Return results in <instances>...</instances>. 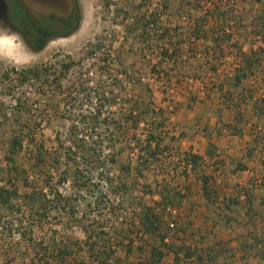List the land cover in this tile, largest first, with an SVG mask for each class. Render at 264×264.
I'll return each mask as SVG.
<instances>
[{"label":"rangeland","instance_id":"rangeland-1","mask_svg":"<svg viewBox=\"0 0 264 264\" xmlns=\"http://www.w3.org/2000/svg\"><path fill=\"white\" fill-rule=\"evenodd\" d=\"M77 1L80 9L77 29L66 38L47 42L41 50H29L21 35L0 26V103H4L8 116L13 114L14 117L16 102L25 104L29 111L27 115L20 114L19 119L22 134L25 137L31 134L27 139L31 137L32 141L24 139L18 163L31 172L35 153L42 151L45 161L41 164V176H36L35 182L42 187L46 179L50 187L71 198L65 208L73 210V215L68 212L52 214L42 225L19 216L23 222L18 226L16 216H7L0 227V264L30 263L34 255L28 247L30 224H33L31 237L43 241V246L52 238L70 240L71 245L77 243L81 247L74 255L78 263L117 264L115 259L121 260V264L145 263L150 245L156 242L138 238L139 212L127 197H135L140 203L152 206L150 196L143 195L144 185L148 184L156 193L163 182L185 195L181 206L169 210L170 213L166 211L161 219L174 226L170 241L190 246L203 260L200 262L193 257L183 259L180 264H264L261 255L264 253V115L260 116L258 111V106H264L259 102L264 101V56L260 57V66L254 76L243 82L244 96L239 97L241 94L233 87V71L239 60L237 49L249 54L264 47V28L258 21L264 0H188L192 4L199 3L201 10L198 12L186 5L187 0ZM215 7L227 12L225 32L217 35L223 40L220 50H213L206 40H194L193 35L188 34L203 11ZM151 12L159 25L171 29V41L182 44L179 58L173 63L161 62L160 65L156 48L151 51L141 46L135 40L138 32L131 30L132 27L126 31L132 19ZM2 17L0 14V22ZM260 32L263 33L261 38L257 37ZM104 58L111 64L107 70L100 68ZM63 61L73 65L67 73L60 74ZM118 62L127 65L128 75L117 73ZM156 64L159 68L152 71L151 67ZM34 67H47L48 71L23 85L17 84L12 73L9 74L11 81L1 78L11 68ZM90 71L93 76L88 75ZM102 80L108 85L106 89L114 94L116 103L101 109L97 126L89 125L83 135L90 137L91 146L97 135L103 136L100 144L104 154L119 152L117 163L108 166L105 172L117 182L127 183L128 196L108 193L104 182H98L94 174L90 176V183L97 187L92 185L78 193L70 182L57 183L59 173L69 170V175L75 167L63 155V148L69 146L66 142L69 129L73 123H86L87 119L98 115L95 111L97 101L92 94ZM83 83L88 89L86 94L80 90ZM250 95L252 99L247 101ZM241 99L247 102H241L238 109ZM136 100L141 102L135 109L136 114L143 122L136 127L132 121L121 122V130L114 131L113 143H108L110 135L104 138L102 119H107L108 123L125 121L126 109ZM17 131L11 125L0 128V169L5 166L6 143ZM150 132L164 141L160 145V166L167 167L168 172L160 176L154 166L142 170L140 175L135 170L138 168L137 152ZM54 151L63 155L57 164L50 157ZM209 151L213 156H208ZM250 151L251 158H248ZM186 152L201 155L203 161L199 171L214 178L216 196L212 202L202 196L198 172L189 169L184 172L182 167L176 171L169 168L170 161L174 163ZM121 165H129V174L122 171ZM239 166L246 168L237 170ZM243 189L248 190L247 201L240 197L238 204L233 203L230 210H226L227 200L235 199ZM19 191L22 193L21 187ZM183 227H187L185 233L180 231ZM100 231L106 236L98 241V247L113 251L107 262H101L88 252L87 244L98 240V235L89 238L90 232L94 235ZM126 236L133 240V249L144 244L146 252L140 254L134 250L127 257ZM255 240L258 252H242L240 246ZM162 252L164 257L159 264H172L167 250L162 248ZM51 257L48 253L39 264H55Z\"/></svg>","mask_w":264,"mask_h":264},{"label":"trees","instance_id":"trees-1","mask_svg":"<svg viewBox=\"0 0 264 264\" xmlns=\"http://www.w3.org/2000/svg\"><path fill=\"white\" fill-rule=\"evenodd\" d=\"M259 2L260 4L262 3L261 1ZM186 5L188 7L191 5L196 12L201 10L199 3L192 4L191 1L187 0ZM9 9V14L15 29L19 32H27L30 34L31 39H33V48L35 51L44 48L48 42L47 37H49L51 34L50 30L53 26H51L49 17L45 15L46 13L36 14L33 12V15H31L27 10H23L22 7H16L15 5H11ZM132 20L133 23L126 31L130 30L132 27L131 30L135 29V31L138 32L135 35V40L139 42L141 46H146L148 47L147 49L151 51L152 48H156L160 65H162L161 62L164 64L173 63L179 58V53L181 52L179 47L181 48L182 44L171 41L173 39L171 36V29H169V27L159 25V22L155 19L154 13H144ZM258 21L261 22L260 26H263L264 28V4L261 5ZM226 22L227 12L225 9L215 7L211 10L203 11L202 17L194 21L192 26L189 28L188 34L193 35L194 40H206L210 48L213 50H220L223 40H219L217 35L225 32L224 26H226ZM257 37H263V33L260 32ZM262 41L264 42L263 38ZM237 51L238 53L236 54L239 56L237 59L239 58V60L237 61L238 63L236 62L235 69L233 71V87H235L236 90L241 94L239 97H242L244 96L243 93H246L243 88V82L254 76L256 73L258 67L260 66V57L264 56V47H260L258 48V51H252L249 54L243 53L241 49H237ZM260 51L263 52L262 55L260 54ZM103 62L104 64L100 68L102 70L109 69L111 64L108 58H104ZM72 65L73 63L70 61H63L60 65V74L67 73ZM160 65L158 64V66ZM117 66L120 68L117 72L119 75H128V67L125 63L118 62ZM158 66L157 64L152 66L151 70L155 71ZM44 71H48L47 67H34L21 70L11 68L9 71L6 70V72L1 75V78L4 81H11L9 74L12 73L15 74L14 80L17 82V84L23 85L30 80L39 79ZM106 88H108V85H105V82L102 80L93 90L94 98L97 101L95 111L98 112V115L87 119L86 123L84 121H78V123H73L71 125L69 129V135L66 140V142L69 144L68 147L63 148V145L60 142V146H62L65 151L63 155L68 160L73 162L75 167L72 170L70 169L71 171L69 175V170H65L62 172V174L59 173L57 183L58 185H62L70 182L72 187L75 188L78 193L82 190L89 189L90 186L93 185V183H90L92 180L90 179V176L94 174L98 182H104V187L108 193L114 195H127L129 191L127 183L124 181L117 182V179L112 178L110 173L105 172L108 166H112L117 163L116 159L119 152L114 153L113 151H110L107 154H104L101 148L102 144H100L103 140V136L101 137L100 135H97L96 142H92L93 145L91 146L90 142L88 141L90 137L88 135H83V130H86L89 125H93V127L97 126L99 122V114L102 112L101 109H103L105 106H114L116 103L114 94L108 91ZM8 89L11 90L10 87H8ZM80 90L84 94H86L88 91V89L85 88L84 83L81 84ZM246 99H248L247 101L251 100V95ZM247 101H240L237 105V108L240 109V105L243 104L241 102ZM259 102L264 105V101L260 100ZM127 104H130V101ZM140 104L141 102L139 103V101L136 100L134 103L129 105V107L126 109L125 121L120 119L114 123H108L106 121L107 119H102L103 124L101 127H104L105 129L103 135L106 134V137L104 138H107V136L110 135V137L107 138L108 143H113L114 131L117 133L119 130H121V122L128 124L129 121H132L134 127L139 125L142 119L138 118L139 115L138 113L136 114L135 109L137 107L139 108ZM255 105L258 106L257 103ZM258 109L259 113L261 114L260 116H263L264 106H258ZM13 112L15 114L14 117L12 113V116H8L6 108L4 107V103H0V128L11 125L16 130H18L17 133L11 136V138L6 143L7 150L5 151L3 157L5 166L0 169V227L7 216H16L15 218L17 219V222H19L18 226H21L23 221H21L19 216H25L26 218L31 219L33 224L37 223L42 225L50 218L52 214L59 215L68 212L69 215H73L72 208L68 209L67 211L65 208V206L67 207L71 201L70 197H65L59 193L58 189H53L50 187V184L46 179H43L45 180V184L42 187H38V182H35L36 176H41V164H43L45 161V154L42 153V151L39 150L35 153L33 157L34 164L30 165L32 167L31 172L18 163L17 158L23 150L22 146L24 139H27L28 136H31V134H28L27 137H25V135L22 134V121L19 119V117L21 115H27L29 111L25 104L16 102V105L13 107ZM134 113L136 114L135 116ZM17 127H19V129H17ZM110 128L112 129L111 132ZM30 132H32V130ZM27 140L30 143L32 138L30 137V140ZM143 142L144 145L141 146L137 152L136 161L138 168H135V170L137 169L136 172H138V175L142 173V170L153 168V166L156 169L155 171H158L156 173L159 176L161 174L167 173V167L163 168L160 166V145L164 142L163 139L158 137L155 133L150 132L144 137ZM213 154L214 153H212V151L208 152V156L210 157L211 155L213 156ZM250 154L251 151L249 152L250 157L248 158H251ZM63 155L59 151H54L50 157L52 161L57 164ZM178 157L179 158L174 163L173 161H170L171 165L168 164L169 168H172L173 171H176L182 167L184 172L186 169H189V171L195 173L198 172L197 176L200 182L202 196L206 201L212 202L213 198L216 196L214 191L215 189L213 188L215 182L211 175H207L206 173H201L199 171L203 157L197 153L191 152L180 154ZM245 168L246 167L244 166H239L237 167V170H245ZM121 169L128 174L130 172L129 165H121ZM56 170L58 171V169ZM93 186L97 187V185ZM20 187L22 189V193L19 191ZM144 188L145 191L143 192V195L145 196L148 194L150 196L153 201L152 206L146 205L145 203H140V199L137 200L135 197H127L128 200H131V206H134L139 212L138 234L140 236L138 238L144 242L147 241V239L156 242L150 245V248L148 249V260L145 263L139 264H159L164 257L162 248H165L172 257V264H180L183 259L190 260L193 257H196L198 261L202 262V256H196L190 246H186L183 243L176 244L173 241H170L169 235L172 232L171 230L174 228V226L171 222L167 223L161 220L166 211L176 210L181 206V202L185 197L184 193L177 191L174 187H171L170 184L166 182H163L162 185H159L160 190L156 193L149 188L148 184L144 185ZM248 194V190L243 189V191H240L235 199H228L224 204L226 210H230L233 203L238 204L240 197H243L244 201H247ZM155 196L157 198H155ZM170 212L171 211H169V213ZM225 221H229L227 216ZM33 224L29 225L30 237L28 239V247H30V253L33 252L34 255L30 257L29 264H39V262L41 263L48 253L52 256L50 260H53L55 264H84L82 261H79L78 263L74 256L79 250H81V247H79L77 243H75L76 245H71L70 240H55L52 238L51 242L43 246V241H35L31 237L33 235ZM16 226L17 225L15 224V227ZM186 228L187 227H183V229H180V231L185 233L187 230ZM92 234L93 232H90L89 238L98 235V240L91 241L87 244L88 252L94 258L100 259L101 262H107L112 257L113 251H105L104 249L101 250L98 247V241L101 239V237L106 236V233L100 231L99 233H94V235ZM20 236H22V233H20L18 237L20 238ZM126 238L128 240V244L126 246L127 257L134 253V250L140 254L146 252L145 247H143L144 244H138L133 249V240L127 236ZM240 247L243 250L242 252L250 253L251 251H254L256 253L258 252L259 245L255 240L252 243H245ZM39 255H42V257H39ZM261 255L264 257V253H261ZM115 261L117 264H121V260L115 259Z\"/></svg>","mask_w":264,"mask_h":264},{"label":"flooded vegetation","instance_id":"flooded-vegetation-1","mask_svg":"<svg viewBox=\"0 0 264 264\" xmlns=\"http://www.w3.org/2000/svg\"><path fill=\"white\" fill-rule=\"evenodd\" d=\"M5 6L6 14L3 15L2 22L0 26L8 27L13 30L15 33L21 35L22 40L26 47L35 51L33 48V39H31L30 34L27 32H19L15 29L11 16L9 14V8L11 5L16 7H22L23 10H27L28 13L33 15L34 13L42 14L45 13L44 10L50 11L46 13L51 22V26L55 28L50 30V35L47 37V41L51 42L54 39L66 38L71 35L72 31H75L78 26L80 9L77 0H0Z\"/></svg>","mask_w":264,"mask_h":264},{"label":"water","instance_id":"water-1","mask_svg":"<svg viewBox=\"0 0 264 264\" xmlns=\"http://www.w3.org/2000/svg\"><path fill=\"white\" fill-rule=\"evenodd\" d=\"M0 14L5 15L6 14V9L2 1H0Z\"/></svg>","mask_w":264,"mask_h":264},{"label":"built area","instance_id":"built-area-1","mask_svg":"<svg viewBox=\"0 0 264 264\" xmlns=\"http://www.w3.org/2000/svg\"><path fill=\"white\" fill-rule=\"evenodd\" d=\"M88 75L93 76V72L90 71V72L88 73ZM93 95H94V92H93L92 96H93Z\"/></svg>","mask_w":264,"mask_h":264}]
</instances>
